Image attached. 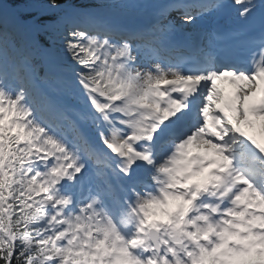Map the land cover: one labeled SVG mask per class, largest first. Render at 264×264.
Returning <instances> with one entry per match:
<instances>
[{
    "label": "rangeland",
    "instance_id": "374dc122",
    "mask_svg": "<svg viewBox=\"0 0 264 264\" xmlns=\"http://www.w3.org/2000/svg\"><path fill=\"white\" fill-rule=\"evenodd\" d=\"M138 0H118L116 1V6H120L119 8L116 7H109L103 9V11L100 12L101 15H110V14H119V17H128V16H138L140 13H142L141 8L148 4L156 3L158 0H145L140 6H138ZM159 0L158 2H160ZM137 2L136 6L132 3ZM115 4V3H114ZM140 9V10H139ZM51 15L53 17L46 18L43 21L39 22V27L41 30H50L54 31L57 30L61 24L68 23L71 25H77L78 20H75L76 17H74V20L71 19V13L69 12H62V13H56L55 11H51ZM70 15V17H69ZM25 26L28 28L29 22H25ZM63 32H66V28H64ZM62 32V33H63ZM10 44L5 42L4 39L0 38V71L7 69L13 65H19L22 63V59H17L14 57H11L6 52V48L9 47ZM56 41L51 40L49 42V45L46 48H43L38 51L28 50L27 55L29 57H36L39 58L40 56L44 59V63L48 65L57 75L61 74V76L57 77V80L47 79L45 86H46V98L45 101H48L49 95H57L59 100L60 97H63L66 103H72L73 110L75 114H77L78 117L81 116L84 112H89L90 108H93L91 103H88V99L86 93H84L81 89H77V91H73L71 95L68 93V90L72 88L71 85H65L64 79L66 77H75L73 74V71L68 70L69 64H71V61L67 59L62 53L57 52L56 47ZM81 45H76L75 47H78V51H81L80 48ZM67 56V55H66ZM48 58V59H47ZM102 67L103 69L109 73L115 75L114 77L121 81L123 85L128 86L127 91H131L134 93H137L138 91H141L143 93L142 99L136 98L133 100V102H139L141 104H145L144 107L147 109L153 108L154 105L150 104L151 98V88L153 89L154 85L158 83L163 76H157L151 80H148L146 75H149V71L151 69L140 67L134 70H130L128 73L132 80H124L122 76H118L117 67L113 66L112 56H110V59L102 58ZM58 64H61L58 66ZM31 70H34V68H31ZM31 70L26 69L19 72L17 76V80H20V85L27 90L28 87H31V83L29 80V77L26 76L25 72L31 73ZM57 71V72H56ZM76 84L83 83L82 79L80 77H76ZM88 84V83H87ZM52 85H54L55 89H51ZM64 86H67V89L64 88ZM86 86V85H85ZM126 90V89H125ZM126 91V92H127ZM59 94H61L59 96ZM0 100H5L4 107H2L0 103V109H3L5 113V119L7 121V125L12 129L13 132H17L16 137H20L22 131L19 132L20 129L26 127L28 128L32 133L35 134L36 142L39 143L46 151H51L52 155H55L57 151L62 152L63 149L61 148L62 145L59 141H56L54 139V136L51 134L50 130L46 128L44 125H41L37 122H35L33 119H30L29 116L24 115L25 109L21 105H19L15 101V96L4 93L0 90ZM258 121H260V126L264 125V115L261 116ZM24 126V127H23ZM10 134V136H11ZM11 139V138H9ZM193 147V144L191 142H188L187 140L183 141L181 146H179L173 153H175L177 156H180L181 152H185L187 149ZM65 157L62 158V165H60L57 168V173H61L66 178H72V173L76 169H70L72 168L71 165L65 164ZM71 163H75L74 160L70 159ZM164 163V162H163ZM178 163V162H177ZM173 164V165H172ZM169 166L168 170H173L174 168V161ZM176 164V163H175ZM166 165V164H165ZM27 169H31L30 166H27ZM58 169H60L58 171ZM165 171V170H164ZM169 172V171H168ZM39 180L35 183L33 191L37 193L38 195L41 193L48 194L51 193V189L54 187V177L48 172L44 173L41 176H38ZM182 177L180 174L175 173L173 177H169L168 180L171 181L172 179H175L176 181H179ZM259 179L263 180V184L261 182V185H264V178L259 177ZM259 186L257 188L258 192L260 194H264V186ZM51 197V198H50ZM56 198V194L52 193L49 196H45L41 199H39L43 204L46 206L49 205L50 200H53ZM59 199V198H57ZM254 200L261 201L264 204V198H261L260 195H257V198H254ZM182 201L181 197L174 196V197H165V198H156L152 197L149 199H143L140 208H142V221L146 218V216H163L164 221H166V227L172 229L176 233V237L183 240V243L192 242V241H198L199 243L200 239H207L211 236V233L202 232L199 233L196 231V226H192V223L190 220L186 221L185 213L183 211H180L179 217H177L175 220H169L170 214L177 210V208L180 207V203ZM184 221H182V219ZM41 219V218H40ZM43 221V220H42ZM256 221H263L264 219L260 218ZM78 227V230L76 232H73L72 237L69 239L63 233L59 237V242H61L62 239L67 238V245L69 247H76L78 244L83 245L85 247L90 246H98L99 249L105 253L104 259L105 260H120L125 262L126 264H157L155 261L153 262H146L142 263V261L138 259H133L129 255V246L130 241L135 243V241L138 239V236L136 232H132V237L130 238L128 236V244L122 245L124 243V238L118 233L117 227H104L102 230H92L93 227L91 224H84L79 222L76 224ZM102 227V226H101ZM55 228V226H54ZM98 228V227H96ZM135 234V236H134ZM206 235V236H203ZM225 240H231V242H236L234 244L235 247H232L231 245H227L224 240L220 241L219 243H215L214 246L209 249L208 251L213 252V256L219 259L221 263L223 264H235L239 262L240 264H264L263 261H252L249 262V258L253 256H262L264 255V236H260L257 234H247V235H236L234 232L231 233L230 239H227V235L224 237ZM239 242L248 243L246 250L242 251L240 249H237V245ZM190 262H180L177 263L174 261V263L171 264H203L205 257L201 254H195L192 258H190ZM197 261V262H195ZM195 262V263H194Z\"/></svg>",
    "mask_w": 264,
    "mask_h": 264
},
{
    "label": "bare ground",
    "instance_id": "6f19581e",
    "mask_svg": "<svg viewBox=\"0 0 264 264\" xmlns=\"http://www.w3.org/2000/svg\"><path fill=\"white\" fill-rule=\"evenodd\" d=\"M181 1H182V4H184V2H186V0H181ZM191 3H192L191 6H195V7L185 9V7H183L181 4V5H177V8H175L174 5L171 6L170 4L164 5L163 3H156V4H153L151 6H145L143 10L145 13L150 14V16H151L150 18H153L154 16L157 15V12H154V11H159V13H163V14H167V12L170 9L174 10V11H180L181 13H178L180 15H177L178 17L175 16V17H177L175 21L179 23L180 28L189 29V31H187V33H189V37L192 38L193 41H196L195 37H193L191 35V33L193 32V29H195V31H197L199 28L202 29V25L199 21V16H201L200 10L204 6V4L198 0L192 1ZM186 4L187 3H185V5ZM203 15H205V14H203ZM109 17L112 18L113 15H110ZM102 28L104 30H106L103 26H102ZM165 33H166V28H165ZM202 33H204V31ZM154 65L156 67L155 71L154 72L149 71V75H146L148 80H151V79H153L157 76H160V75L166 76L167 74H169L171 72V70L169 68L161 67L162 64L156 63ZM172 70L174 73L176 72L175 69H172ZM173 72H171V74ZM249 78H250V81H249L250 83L244 84V86L247 88H248V86L254 87L258 83L261 84V86L264 85V73H262V72H259L255 75H253L252 77L249 76ZM79 88H82V87H78V89ZM84 90L86 92L89 91L88 88H84ZM152 93L158 94L159 92L157 91V89H155V92H152ZM135 97L142 98L143 93H141V91H138L137 93L128 92L127 94L124 95L123 103L120 106H118L121 110L124 111V113L127 112V118L126 119H127V123H129V124L120 123L119 121H114L111 117L109 119L103 118V126L108 128L109 132H107V134L110 136H106V138H101V142L104 143L106 146H108V148L110 149L109 151L111 153H113V151H116L117 148L119 149V147H121V149L123 151H125L126 155L134 158V160H129V159L122 157V159H125V160L119 161L118 162L119 166H123L124 164L129 165V164L135 163V161L139 160V159H135V157H136L135 155H139L137 157H141L142 153H136V152L134 153V143L136 141H138L140 139V137H142V136L146 135L147 133L152 132L154 130L155 126H153V123H152L153 119L160 120L159 117L157 116V114H155L151 110L143 108L142 105H140L138 103L130 104L129 101ZM95 105L97 107L96 111L101 112L98 115L100 118L103 117L102 115H104V116L108 115L107 113L109 111L107 110V107L105 104L97 103ZM170 108H171V110H170ZM168 110H170L169 114H162V116L164 117L163 119H169L171 121H176L177 118L184 119V109L181 106L176 105L174 103H171V104H169ZM131 113H135V118L133 120H131L129 118V115ZM142 114H144L143 118H141ZM145 117L150 118L149 122L145 121ZM86 123L87 122L83 121V124H86ZM198 124H199V122L197 124L195 122L191 123L190 127L194 130V132L191 135L198 133L195 130V127ZM254 128H255V125L252 124V129L254 130ZM197 136L198 137L196 140L194 139L193 136L187 137L186 139L188 142H191L192 144H194L195 147L205 146L207 148L208 152H210L211 155L215 158V160H219L217 158V156H219L220 153L217 151V143L213 142L211 140H207L206 138L203 137L202 133L197 134ZM110 137H112V139H108ZM172 149L173 148L170 149V148L166 147L164 149V151H167V150L171 151ZM225 152H228L230 154L233 153V151H230V152L225 151ZM119 155L121 156L122 152L119 151ZM190 165L192 166V171H194V169L196 167H198L195 163H191ZM196 169H197V171L200 170L199 167ZM197 171H194L193 174L196 175ZM218 182L220 183V181L218 179H216L213 175L206 173V174H204L203 177H200L197 175L196 177H194L189 182L178 186V188H184L185 192H190L193 195V190L198 189V187H202V188L206 189L207 194H209L211 192V190L217 188V186H215V183H218ZM188 185L190 187L189 190L187 189ZM230 187H231V190L233 193H235V194L238 193V189H236L234 186H231V185H230ZM191 205L194 206V204H191L188 200L184 199L182 208H187ZM135 214H136L135 211H131L130 209H126V210H123V212L119 213L118 215H112L111 220L118 227L123 228V230H126L127 228H131V225L128 222V218H130V219L134 218ZM177 214H178V210L174 211L172 213V217L176 216ZM162 223H163V221L161 219L157 220L153 217L152 218L151 217L146 218V220L144 222L143 230H144V228H146L149 225H152V226L158 228ZM235 226L237 227V226H241V225L237 224ZM227 233L230 234V231H227Z\"/></svg>",
    "mask_w": 264,
    "mask_h": 264
},
{
    "label": "trees",
    "instance_id": "16d2710c",
    "mask_svg": "<svg viewBox=\"0 0 264 264\" xmlns=\"http://www.w3.org/2000/svg\"><path fill=\"white\" fill-rule=\"evenodd\" d=\"M11 3L22 17L28 19L43 11L68 5H95L103 0H4ZM12 38H23L21 30L11 34ZM44 37V36H43ZM45 41L42 40V44ZM21 52V48H17ZM98 76H102L100 71ZM93 73V74H94ZM12 187L0 190V264H65L69 250L53 244L51 237L29 220L36 213L26 201L29 177L18 170ZM27 182V183H26ZM12 187V188H11ZM16 187L18 189H16ZM26 196V197H25ZM31 205V206H30ZM113 264H119L114 262ZM208 264H222L209 260Z\"/></svg>",
    "mask_w": 264,
    "mask_h": 264
}]
</instances>
